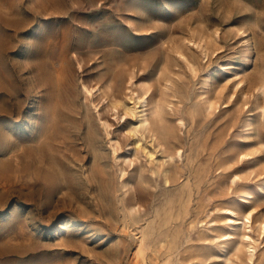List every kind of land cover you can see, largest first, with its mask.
I'll list each match as a JSON object with an SVG mask.
<instances>
[{"label": "rangeland", "instance_id": "obj_1", "mask_svg": "<svg viewBox=\"0 0 264 264\" xmlns=\"http://www.w3.org/2000/svg\"><path fill=\"white\" fill-rule=\"evenodd\" d=\"M263 224L264 0H0V264H264Z\"/></svg>", "mask_w": 264, "mask_h": 264}, {"label": "bare ground", "instance_id": "obj_2", "mask_svg": "<svg viewBox=\"0 0 264 264\" xmlns=\"http://www.w3.org/2000/svg\"><path fill=\"white\" fill-rule=\"evenodd\" d=\"M147 94L145 93L144 95H142V96H140L139 94H138V97H137V99H138V103L139 104H142V107L143 108H145L146 107V96ZM144 111H146V109H144ZM146 115V114H145ZM229 211H231V213H232V210L231 209H228ZM234 214H235V212H234ZM249 218V217H248ZM235 222H236V220H235ZM264 225V224H263ZM263 228H264V226H263ZM247 238V237H246ZM248 239V238H247ZM145 241H142L141 242V244L142 243H144ZM143 252V249L142 250H140V252L139 253H141V254H143L142 253ZM143 259H145V257H143Z\"/></svg>", "mask_w": 264, "mask_h": 264}]
</instances>
